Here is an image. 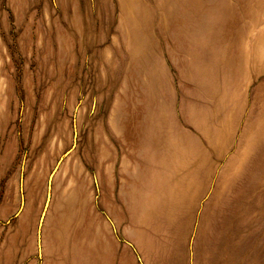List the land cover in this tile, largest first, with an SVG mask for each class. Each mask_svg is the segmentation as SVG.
I'll return each instance as SVG.
<instances>
[{
  "label": "rangeland",
  "instance_id": "1",
  "mask_svg": "<svg viewBox=\"0 0 264 264\" xmlns=\"http://www.w3.org/2000/svg\"><path fill=\"white\" fill-rule=\"evenodd\" d=\"M0 264H264V0H0Z\"/></svg>",
  "mask_w": 264,
  "mask_h": 264
},
{
  "label": "crops",
  "instance_id": "2",
  "mask_svg": "<svg viewBox=\"0 0 264 264\" xmlns=\"http://www.w3.org/2000/svg\"><path fill=\"white\" fill-rule=\"evenodd\" d=\"M158 205H159V204H158ZM158 205H157V206H158ZM171 255H172V254H171ZM170 257H171V256H170Z\"/></svg>",
  "mask_w": 264,
  "mask_h": 264
}]
</instances>
